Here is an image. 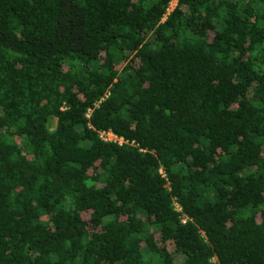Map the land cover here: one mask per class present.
Instances as JSON below:
<instances>
[{"label":"trees","instance_id":"16d2710c","mask_svg":"<svg viewBox=\"0 0 264 264\" xmlns=\"http://www.w3.org/2000/svg\"><path fill=\"white\" fill-rule=\"evenodd\" d=\"M170 2L0 0V264H264V0Z\"/></svg>","mask_w":264,"mask_h":264},{"label":"built area","instance_id":"2783aa9c","mask_svg":"<svg viewBox=\"0 0 264 264\" xmlns=\"http://www.w3.org/2000/svg\"><path fill=\"white\" fill-rule=\"evenodd\" d=\"M99 136L104 139V140H116L118 142H122V138L121 137H117L115 134H113L110 130H102L99 131Z\"/></svg>","mask_w":264,"mask_h":264},{"label":"rangeland","instance_id":"374dc122","mask_svg":"<svg viewBox=\"0 0 264 264\" xmlns=\"http://www.w3.org/2000/svg\"><path fill=\"white\" fill-rule=\"evenodd\" d=\"M175 4H176V0H171V2L169 4V7H168V11H170L174 7ZM51 122H53V121H51ZM83 216L85 218H87L88 214L87 213H84ZM169 249H171V250L173 249L172 246H171V244H169ZM175 255H176V258L178 259V254L175 253ZM175 264H178V260L175 262Z\"/></svg>","mask_w":264,"mask_h":264}]
</instances>
